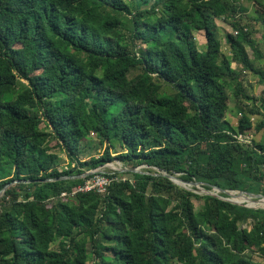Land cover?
Returning <instances> with one entry per match:
<instances>
[{
	"label": "trees",
	"instance_id": "1",
	"mask_svg": "<svg viewBox=\"0 0 264 264\" xmlns=\"http://www.w3.org/2000/svg\"><path fill=\"white\" fill-rule=\"evenodd\" d=\"M239 1L0 0V190L17 182L0 199V264H86L88 254L93 264L264 257V210L195 194L153 170L264 196V142L233 137L264 128V99L255 104L241 80L250 72L264 84L246 50L264 59L252 39L264 0H250L261 9L252 24L242 23ZM216 18L236 32L225 35L229 58ZM193 32H203V51ZM227 88L235 101L252 102L237 107L231 124ZM92 136L105 147L81 162ZM60 153L73 167L58 169ZM114 159L148 168L105 170L124 180L104 195L61 198L83 179L47 181ZM192 199L202 200L200 209Z\"/></svg>",
	"mask_w": 264,
	"mask_h": 264
},
{
	"label": "rangeland",
	"instance_id": "2",
	"mask_svg": "<svg viewBox=\"0 0 264 264\" xmlns=\"http://www.w3.org/2000/svg\"><path fill=\"white\" fill-rule=\"evenodd\" d=\"M242 6H244L247 10V13L245 16H243L242 19V23H246V24H252L253 23V18L257 17L256 14V10L258 12H261V9L258 7L257 9H255V7L253 6L252 1L250 0H240L239 1ZM253 19L252 21H249V19ZM252 22V23H251ZM214 25H215V37L216 39L219 41L220 43V52L224 57L229 58L230 57V52H229V47L225 44V35L226 33L235 35L233 29L231 28V26L228 24V22H225L221 19L216 18L214 20ZM249 28V27H248ZM253 41L256 43V47L260 50V52L262 54H264V18L262 20L257 21L256 23H253V36H252ZM192 40L194 42V45L196 46L198 51H203V45L205 43V38L203 35V32H193L192 33ZM247 50V54L249 55V60L250 63L253 67L254 70H260L264 72V59L262 60H258L255 58V55L252 53V51L249 49V47L246 48ZM230 68L231 69H235V70H239V66H237L234 62H230ZM137 71H131L129 76L132 77L133 75L137 74ZM241 80H242V84H243V89L244 92L247 96H249L250 98L255 99V104H259V100L264 99V95L262 94V91L264 90V84L260 83L257 75L250 73V72H243L241 74ZM225 93L228 97V107L227 110L225 112V120L228 123H232L236 118H239V113L237 112V107H247V108H251L252 107V102L251 101H247L245 99H242V101H235L232 95V90L230 88H227L225 90ZM253 125H255L257 123V120H252ZM41 128H43V125H41ZM251 139L252 141L255 142H264V128L260 129V131L252 133L251 134ZM53 143H51V145H53ZM105 145H101L97 142V140L92 136L90 138V140H88L83 146H81L80 149V155L78 156L80 161H86L88 160L90 157H98L103 149H104ZM121 148H119V146L117 144H115L114 148H112V150L110 152L113 153V156L116 155V153H120ZM59 159H58V164L57 167L59 170H66L69 169L71 167H73V165L68 164L67 159L65 158V155L63 153H60L59 155ZM108 167H100L97 168L96 170L100 169V170H110L111 168H115V169H129V167H125L122 165L121 162L117 161V160H113L110 163H107ZM148 167H146L145 165H140L136 168H133L137 171H144L146 170ZM155 170V169H153ZM89 171V170H88ZM119 172V171H118ZM188 189H191V187H188ZM211 193H217L215 192V190H208ZM198 195H203L202 193L198 194ZM3 193L0 195V199L2 198ZM238 197H230L231 200L234 201H238L237 199ZM242 198V197H240ZM244 199V198H242ZM192 203L195 207L196 210L201 208L202 205V200H196V199H192ZM258 203V202H256ZM264 205V203H263ZM241 228H246L249 229L250 228V224H243L241 226ZM56 247V243L52 245V248ZM93 255L88 254L87 255V262L86 264H93ZM253 262L255 264H263L264 263V257L258 255V254H254L253 255Z\"/></svg>",
	"mask_w": 264,
	"mask_h": 264
},
{
	"label": "water",
	"instance_id": "3",
	"mask_svg": "<svg viewBox=\"0 0 264 264\" xmlns=\"http://www.w3.org/2000/svg\"><path fill=\"white\" fill-rule=\"evenodd\" d=\"M100 167H108L107 164H104ZM98 167V168H100ZM97 169V168H96ZM96 169H93V170H89V171H86L78 176H68V177H59V178H55V179H49L47 181H51V182H57V181H63V180H70V179H84L85 177L91 175L92 173H94L96 171ZM110 170L112 171H119L121 173H142L140 171H137L135 169H115V168H111ZM155 171L159 174H154V175H161V176H164L166 177L167 179H169L170 181H172L175 185L181 187V188H184L188 191H192L193 193L195 194H200L202 193L203 195H210L212 197H216L222 201H225V202H228L230 204H233V205H237V206H240V207H244V208H248V209H253V210H257V209H261V210H264V207L263 206H251L248 204V202H253V203H264V196L260 195V194H252V193H249V192H246V191H233V190H222L216 186H212V185H208L204 182H197V181H184L182 179H180L178 177V175H172V174H166V173H163V172H160L159 170H156ZM17 183L16 181H13L11 184H7L6 186H4L1 190H0V195L4 192L5 190L12 184H15ZM191 187V189H188V187ZM204 187H209L210 190H215V192L217 193H211L210 191L206 190ZM223 194L224 197H221L219 196L218 194ZM230 197H242L244 198V201L243 202H237V201H234V200H231Z\"/></svg>",
	"mask_w": 264,
	"mask_h": 264
},
{
	"label": "built area",
	"instance_id": "4",
	"mask_svg": "<svg viewBox=\"0 0 264 264\" xmlns=\"http://www.w3.org/2000/svg\"><path fill=\"white\" fill-rule=\"evenodd\" d=\"M234 34L236 35V32ZM233 137L237 141L245 144L251 143L252 140L251 135L249 134H236ZM119 179L124 180V178L118 176L114 177L112 171L107 172L105 170L98 169L91 175L85 177L81 184L74 186L69 192H62L60 197H73L74 195L81 193H96L104 195L108 193V187Z\"/></svg>",
	"mask_w": 264,
	"mask_h": 264
},
{
	"label": "bare ground",
	"instance_id": "5",
	"mask_svg": "<svg viewBox=\"0 0 264 264\" xmlns=\"http://www.w3.org/2000/svg\"><path fill=\"white\" fill-rule=\"evenodd\" d=\"M235 199H237L238 201H244V199H242V198H240V197L235 198ZM249 203H251V204H253V205H255V206H263V207H264L263 203H262V204H261V203H253V202H249Z\"/></svg>",
	"mask_w": 264,
	"mask_h": 264
}]
</instances>
